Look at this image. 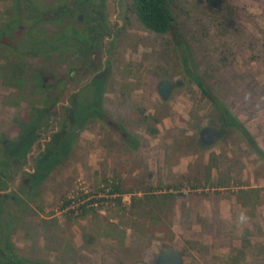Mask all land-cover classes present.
I'll use <instances>...</instances> for the list:
<instances>
[{
  "label": "rangeland",
  "instance_id": "1",
  "mask_svg": "<svg viewBox=\"0 0 264 264\" xmlns=\"http://www.w3.org/2000/svg\"><path fill=\"white\" fill-rule=\"evenodd\" d=\"M75 1L0 0V31L14 33L12 43L23 51L45 25L59 27L54 19L36 24L34 14L52 17ZM177 1L190 70L247 127L261 154L239 130L222 126L219 110L184 72L171 34L146 28L125 0H108L106 32L95 41L90 64L23 57L0 45V151L28 124L34 135L26 155L8 167L7 186L0 190L19 201L8 199L1 218L11 223L21 254L52 264H154L171 246L182 252L184 264H264V0ZM63 20L83 28L68 12ZM70 67L74 78L62 86L58 79ZM39 69L56 101L48 115L33 77ZM163 79L174 83L167 99L158 90ZM90 106L136 143L91 116ZM70 110L84 121L65 123ZM63 125L68 131L78 127L72 143L55 142ZM206 126L222 132L207 148L198 145ZM13 151L8 147L5 157ZM47 156L49 167L30 192L25 183ZM106 183L120 184L124 193L79 215L81 193ZM69 198L74 202L63 210Z\"/></svg>",
  "mask_w": 264,
  "mask_h": 264
},
{
  "label": "trees",
  "instance_id": "2",
  "mask_svg": "<svg viewBox=\"0 0 264 264\" xmlns=\"http://www.w3.org/2000/svg\"><path fill=\"white\" fill-rule=\"evenodd\" d=\"M82 0H76L73 2V5L62 4L60 7L63 9H59L58 7L53 17L55 16L54 23L56 26L55 30H49L47 25H45L46 29L41 28L39 33L34 34L35 38L30 40L32 42V46H27L23 51L19 50L18 47L15 46V43L12 41L15 40L14 33L9 32L8 30L0 31V45H4L12 49L15 53L25 57H40L43 60H49L52 62L51 59L55 58H66L71 57L72 61L76 63L77 61L87 62L88 64L92 63L93 58L91 57L93 53V49L95 48V41L99 37V34L105 33L106 28L102 29H95L94 26L92 28H87L86 24H82L83 28H78L73 26L71 23L66 22L63 20V15L65 12L69 13V17L80 20L79 14L82 12V8H79V3ZM127 3L128 9L134 14L139 22L144 25L146 28L155 31L157 33H170L172 36V40L175 46V49L179 55L181 65L184 67V72H188L190 77L196 82L198 87L201 89L202 93L209 98L211 103L214 105L216 109L220 112V118L222 121L223 127H233L239 130L248 142L251 144L253 149L260 153L262 149L259 147L258 143L254 141V137L251 135L250 131L247 127L233 114V112L227 108V106L219 99L218 96L209 88L205 80L195 72H192L190 69V63L192 59V53L190 51V47L186 41V38L180 28L177 16H176V7H178L177 0H125ZM34 18L37 20L35 21L36 24L40 21V23H44L42 20L41 12H37L33 15ZM80 22V21H79ZM33 24L34 26L36 24ZM71 25V26H70ZM33 27V26H31ZM32 30H29L31 33ZM43 32V33H42ZM25 45V44H24ZM27 48V49H26ZM29 48V49H28ZM83 65V64H82ZM186 68V69H185ZM46 69V68H45ZM73 68L70 67L68 71L63 73L61 77H59V84L62 86H66L74 77L71 74V70ZM187 70V71H186ZM37 73H34L33 77L38 85L37 91L39 94L40 103L43 104V108L45 109V114L50 113V106L53 104L55 106L56 101L51 100L47 92L51 90L50 87L41 84V79L43 77V70L39 69L36 70ZM21 81H17L18 83H24V79H20ZM82 91V90H81ZM81 91L75 94L76 99L78 100V96L80 95ZM75 102V107L79 101ZM91 109V116H96L104 121H107L111 125H115L114 121L109 119L107 114L98 107L90 106ZM70 110V112L65 116L66 122L69 123V120L73 122L76 121V125L82 123L84 121V116L81 112L75 110ZM37 112H35L36 114ZM77 118V119H76ZM147 120L148 117H145ZM78 120V121H77ZM81 121V122H79ZM75 124V123H74ZM30 124L26 125L24 128V132L22 135H18L15 139L11 142L6 143L3 145L2 150L0 151V190H3L6 186L4 184L7 182V169L10 165H13L16 157L19 156V159L22 156H25L29 146L31 145V139L34 137L33 133L29 129ZM80 126V125H79ZM76 127V126H75ZM71 129L68 131L66 125L62 126V130L60 132L55 133L54 137L56 139L55 142L59 141H69L73 137L72 133L75 134L77 128ZM115 127L119 128V126ZM213 127V126H212ZM150 132L152 134H156L158 132V128L149 127ZM121 134L127 139L128 142L136 143L133 136L130 135L128 132L120 129ZM222 135V132H221ZM28 138L30 140L28 141ZM221 138V136H220ZM35 139V138H34ZM73 140V139H72ZM71 140V143H72ZM34 141V140H33ZM198 145L200 147H209L212 145H204L201 140H199ZM8 147H13L14 151L12 154L8 153L7 157H5L6 152L5 150ZM24 148V151L21 154H16L17 150ZM5 153V154H4ZM51 156H47L44 159H39V169L35 174H30V180L25 183V188L28 189L30 192L34 191L35 189L38 190L37 181L40 183L41 179L39 176L44 175V167H49V163L51 162ZM43 167V170H42ZM107 187H110V190L107 191V187H99L95 193H81L80 199L85 200L82 203H79L77 209L80 210L79 215L88 214L90 211L96 212L100 206H102L106 201H112L113 195L115 194H122L124 193L120 188V184H109L106 183ZM219 186V185H218ZM220 186H225L220 184ZM101 194V198L98 197ZM184 194L180 192L179 196H183ZM166 196L175 197L173 193H166ZM156 197V196H153ZM14 195L11 193H1L0 192V264H52L49 261H40L39 259L23 255L19 252L17 247L15 246L12 237H11V229H8L7 226H11V223H8L7 220H3L1 215L5 214L4 204L8 199H14ZM100 198V199H99ZM17 203L19 202L18 199H14ZM119 198V202H120ZM136 200V199H135ZM72 199H66L62 203V207H66L71 205ZM133 204H136V201H133ZM72 214H75V210H71ZM10 220V219H8ZM13 223V220H12ZM14 224V223H13ZM171 247V246H170ZM167 248V247H166ZM165 249V248H164ZM182 253V252H181ZM157 256V255H156Z\"/></svg>",
  "mask_w": 264,
  "mask_h": 264
},
{
  "label": "water",
  "instance_id": "3",
  "mask_svg": "<svg viewBox=\"0 0 264 264\" xmlns=\"http://www.w3.org/2000/svg\"><path fill=\"white\" fill-rule=\"evenodd\" d=\"M174 88L171 80L163 79L160 81L158 90L165 99L169 98ZM221 136V131L212 126L204 127L200 132V140L204 145L215 144ZM154 264H184V258L177 248L167 247L158 253Z\"/></svg>",
  "mask_w": 264,
  "mask_h": 264
},
{
  "label": "flooded vegetation",
  "instance_id": "4",
  "mask_svg": "<svg viewBox=\"0 0 264 264\" xmlns=\"http://www.w3.org/2000/svg\"><path fill=\"white\" fill-rule=\"evenodd\" d=\"M107 1L108 0H82L78 5L79 8H82V12L79 14L80 23L86 24L87 28H92L93 26L95 29L107 28L105 16ZM52 19H55V16H42V20L46 22ZM65 21L72 24L70 20ZM74 26L77 27L76 25Z\"/></svg>",
  "mask_w": 264,
  "mask_h": 264
},
{
  "label": "built area",
  "instance_id": "5",
  "mask_svg": "<svg viewBox=\"0 0 264 264\" xmlns=\"http://www.w3.org/2000/svg\"><path fill=\"white\" fill-rule=\"evenodd\" d=\"M73 198H74V197H73ZM69 199H71V198H69ZM78 201L82 203V202H84L85 200H83V199L81 200L80 197H79V198H78ZM73 202H74V201H73V199H72L71 204H72ZM78 205H79V204H78ZM78 205H77V206H78ZM70 206H71V205H68V206H66V207H62V209H63V210H65V209H70Z\"/></svg>",
  "mask_w": 264,
  "mask_h": 264
}]
</instances>
